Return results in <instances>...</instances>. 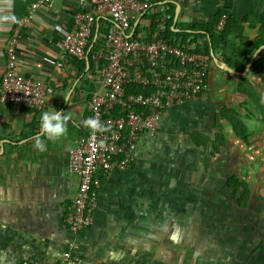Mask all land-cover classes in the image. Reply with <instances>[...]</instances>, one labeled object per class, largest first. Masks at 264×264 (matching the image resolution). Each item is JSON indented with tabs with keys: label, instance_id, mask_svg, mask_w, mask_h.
Instances as JSON below:
<instances>
[{
	"label": "crops",
	"instance_id": "1",
	"mask_svg": "<svg viewBox=\"0 0 264 264\" xmlns=\"http://www.w3.org/2000/svg\"><path fill=\"white\" fill-rule=\"evenodd\" d=\"M31 1L20 10L15 0L11 11L16 17L20 14L19 23L0 28V74L3 42L14 31L16 73L48 85L45 103L38 110L0 102V264H264L261 191L255 187L253 192L246 185L248 195L240 204L236 200L240 188L233 193L226 186L227 177L240 169L230 170L223 180L221 165L218 170L217 165L213 170L203 169L228 160L264 162V140L247 134L242 138L219 112L220 107H229L241 119L248 108L255 107L250 118L262 122L264 79L247 70L249 61L240 71L227 67L221 48L214 50L218 64H209L205 91L169 108L155 132L161 135L165 121L175 120L186 110L195 126L188 133L186 152L159 155L160 144L153 134L144 135L133 163L101 177L91 222L74 235L78 258L63 259L62 250L73 236L64 215L76 185L75 175L65 168L66 152L84 129V97L91 83L87 80L90 73H79L71 57L61 51L60 40L71 29L74 13L97 0H51L24 18ZM172 1L180 3L188 20L205 22L217 13L235 16L246 41L264 29V0ZM227 41L237 45L239 39L229 36ZM78 100H83L85 108L77 105ZM53 109L71 117L67 127L75 134L63 148L57 141H45L46 151L40 152L32 138L42 113ZM245 127L242 121L240 128ZM219 131L223 137L217 143L214 135ZM194 132L199 140L208 139L196 145L190 136ZM191 148L207 152L192 155ZM195 160L197 166L192 169ZM230 203L227 213L223 205ZM167 207L169 220L161 218ZM212 219L217 228H211Z\"/></svg>",
	"mask_w": 264,
	"mask_h": 264
},
{
	"label": "built area",
	"instance_id": "2",
	"mask_svg": "<svg viewBox=\"0 0 264 264\" xmlns=\"http://www.w3.org/2000/svg\"><path fill=\"white\" fill-rule=\"evenodd\" d=\"M50 1H31L23 17H31L40 4ZM168 2L173 13L168 11ZM223 18L221 14L216 29ZM168 19L173 31L189 21L176 1L97 0L76 11L71 29L62 35L63 53L85 61L88 53L92 62V69L86 70L92 86L86 93L85 120L95 117L109 128L93 135L84 127L67 148L65 168L75 175L76 185L64 215L73 236L62 250L63 259L78 258L74 235L91 222L101 177L133 163L141 138L156 132L169 108L202 94L209 64H218L211 52L192 50L193 41L180 45L175 36L165 37ZM98 26L104 30L97 35ZM2 53L0 102L40 109L48 85L16 73L14 31L5 37ZM134 87L140 90L133 91Z\"/></svg>",
	"mask_w": 264,
	"mask_h": 264
},
{
	"label": "trees",
	"instance_id": "3",
	"mask_svg": "<svg viewBox=\"0 0 264 264\" xmlns=\"http://www.w3.org/2000/svg\"><path fill=\"white\" fill-rule=\"evenodd\" d=\"M30 0H18V4H20V10L23 8V4ZM172 1V0H168ZM180 4L179 2H177ZM168 11H171V5L168 2ZM154 14H151L152 17ZM221 14H213L209 17L205 22H201L198 20L190 19L187 22H181L179 25L178 30L173 31V27L170 28L171 21L167 20L166 31L163 33L165 37L175 36V40L180 45H185L187 40H191L194 42V46L192 50L194 51H201L206 52L214 56V50L216 48H221L222 55L224 56L223 62L226 66L234 68L236 70H243L249 57H251L253 51L258 48L256 54L252 57L250 65L248 66L247 70L255 73L258 75L261 80L264 79V29L261 31L250 41H246L245 38L240 36L239 34V24L240 19H236L233 15H226L223 18L221 27L219 29L215 28V25L219 19ZM20 16V14H19ZM18 16V17H19ZM17 17V18H18ZM101 21V20H99ZM103 27H97V35L98 33L103 32ZM93 33L90 35V39L92 38ZM229 36H234L239 39L237 45L230 43L227 41ZM97 38V37H96ZM175 40H172L175 42ZM91 41V40H90ZM96 42H99L95 39ZM226 46V47H225ZM262 49V50H261ZM72 62L76 65L77 70L80 72H84L85 70L92 69V62L89 59V54L87 53L86 61L85 60H75L71 57ZM133 91H139V87L132 88ZM201 95V94H200ZM199 96V95H198ZM197 96V97H198ZM85 101L88 99V94L84 97ZM28 110H33L30 108H26ZM34 111V110H33ZM220 115L226 118L230 122V126L235 133H239L242 135V138L245 139V132L242 134V129L240 125L242 123L241 119L237 115V112L232 110L229 107H220L219 108ZM237 115V116H236ZM244 131V130H243ZM193 142L197 145L201 142H204L208 139L205 137L204 140H199L198 134L196 132L190 134ZM217 140V143L222 141L223 133L221 131L216 132L214 135ZM226 186L229 188L230 191L233 193L239 189L238 193L236 194V200L238 203H244L247 195L248 189L246 186L237 179L234 174H231L226 179Z\"/></svg>",
	"mask_w": 264,
	"mask_h": 264
},
{
	"label": "rangeland",
	"instance_id": "4",
	"mask_svg": "<svg viewBox=\"0 0 264 264\" xmlns=\"http://www.w3.org/2000/svg\"><path fill=\"white\" fill-rule=\"evenodd\" d=\"M176 25H178V23L176 22ZM250 58V57H249ZM83 80L79 79V82ZM91 83V79H89ZM89 83L86 85L85 89H88ZM92 86V83H91ZM256 98V97H255ZM255 98H252V102H256ZM77 105H79L80 108H85V103L83 104V100H78L76 101ZM257 108L255 107H251L248 108L246 110V114L245 115H241V121H243V123L245 124V129L243 128L242 130V134H244V132L249 135V136H253L254 138H256L257 140H264V118L262 119V115L264 117V113H262V115L260 113H258V117L260 118V120L262 122L256 123L252 118H250V116L252 115V112H256ZM261 112L262 109H261ZM178 113H180V110H178ZM182 114L179 115L175 120H166V125L162 128L163 133L161 135H159L158 133H153V140L155 142H158L160 144L159 148H158V152L157 154L161 155V154H172L173 156H175V154L181 155L182 152H186L187 148L185 149L186 145H187V141H188V133L192 130V128H194L195 126L192 123L189 122V113H187V111H183L181 112ZM237 116V115H236ZM164 122V123H165ZM163 123V122H162ZM258 126V127H257ZM261 127V128H260ZM68 128V127H67ZM73 134H75V132H71V130L68 128L67 131V135L62 137L60 140L57 141V143L63 148L66 145H69L71 137L73 136ZM247 136V138L249 137ZM262 151H264V148H262ZM207 151L204 149L202 150V148H191V150L189 151V153H191L192 155H196L197 153H206ZM188 153V152H187ZM193 166H190L192 169H196L197 166V160L193 161ZM219 166L221 165V178L223 180L225 175L230 174V170H237L240 169V171H238L235 175L237 177V179L243 184V186L249 185L251 189H259L261 191V196H263L260 201H264V162H262V160L260 159L259 161H244V162H229V160L227 162H221V163H210V167L208 168H203L208 170L210 168V170L213 168H216L215 166ZM169 166H167L168 168ZM263 167V168H262ZM220 168L217 167L216 169L218 170ZM262 170V173H261ZM170 171L168 172L167 170L165 171L164 175L167 178L168 176L170 177ZM256 175H258V177H256ZM168 177V178H169ZM165 181H169V179H166ZM210 183H212L213 178L210 179ZM213 184V183H212ZM211 184V185H212ZM210 185V186H211ZM257 185V186H255ZM213 186V185H212ZM256 187V188H255ZM261 187V189H260ZM253 189V190H254ZM256 190H254L253 192H255ZM252 192V193H253ZM263 194V195H262ZM214 196V195H212ZM218 196V195H216ZM215 196V197H216ZM223 196V195H221ZM164 197H168L169 195L166 196L164 195ZM229 201V200H228ZM233 199L229 202H232ZM231 203L230 204H224L223 207L225 208L224 210L227 212V208L231 209ZM233 207V206H232ZM169 208H165L164 211H162V215L161 218L164 219H168L170 218L169 214H167ZM229 212H231V210H228ZM228 213V212H227ZM214 224H217L216 221H213L212 219V227L211 228H217V227H213ZM209 227H207L206 229H208Z\"/></svg>",
	"mask_w": 264,
	"mask_h": 264
},
{
	"label": "clouds",
	"instance_id": "5",
	"mask_svg": "<svg viewBox=\"0 0 264 264\" xmlns=\"http://www.w3.org/2000/svg\"><path fill=\"white\" fill-rule=\"evenodd\" d=\"M15 0H0V28L12 23H19L18 18L12 13ZM262 50V49H261ZM67 103V98H64ZM264 102V98H262ZM71 117L65 112L59 110L45 111L40 118V127L37 134L32 138L34 141L33 147L40 152L46 151L45 141H58L67 135V125ZM82 124L93 135L96 133L108 132L109 128L95 117H89L82 121Z\"/></svg>",
	"mask_w": 264,
	"mask_h": 264
},
{
	"label": "water",
	"instance_id": "6",
	"mask_svg": "<svg viewBox=\"0 0 264 264\" xmlns=\"http://www.w3.org/2000/svg\"><path fill=\"white\" fill-rule=\"evenodd\" d=\"M257 50H258V48L256 49V51H257ZM256 51H255V52H256ZM255 52L252 54V57L255 55ZM252 57L249 58V60H248L249 62H251ZM247 66H248V63L245 65V67H247Z\"/></svg>",
	"mask_w": 264,
	"mask_h": 264
}]
</instances>
